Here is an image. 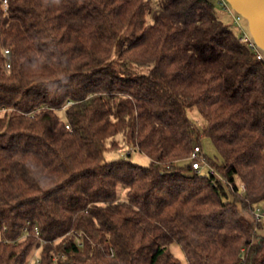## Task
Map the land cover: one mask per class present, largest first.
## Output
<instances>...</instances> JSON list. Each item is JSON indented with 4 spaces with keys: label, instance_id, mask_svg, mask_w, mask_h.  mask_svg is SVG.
I'll return each mask as SVG.
<instances>
[{
    "label": "trees",
    "instance_id": "obj_1",
    "mask_svg": "<svg viewBox=\"0 0 264 264\" xmlns=\"http://www.w3.org/2000/svg\"><path fill=\"white\" fill-rule=\"evenodd\" d=\"M244 37L212 0H0V264H180L173 243L264 264V59ZM124 146L149 164L106 157Z\"/></svg>",
    "mask_w": 264,
    "mask_h": 264
},
{
    "label": "rangeland",
    "instance_id": "obj_2",
    "mask_svg": "<svg viewBox=\"0 0 264 264\" xmlns=\"http://www.w3.org/2000/svg\"><path fill=\"white\" fill-rule=\"evenodd\" d=\"M212 1L215 3L220 17L225 22L235 24V19L234 17L231 18V14L235 17L239 16L240 18L238 21L239 25L240 26L242 25L243 28L249 33L254 32L255 31L254 25H256L259 20L264 18V0H212ZM221 1H224L227 7H224L221 4ZM239 25L238 28L240 29L241 32H243V29H241ZM249 38L251 37L249 36ZM189 116L199 125L203 124L204 119L201 117L197 109H193L189 111ZM120 138H122L121 135H119V139ZM201 146L203 149V154H206L208 157L210 158L220 157L218 150L216 149L210 138L203 137L201 139ZM106 157L108 159L118 158V157H129L132 161L142 166H145L150 162L148 156H146L144 153L134 148L126 147V146L120 148L119 150L107 151ZM207 170H209V166L205 163L204 171ZM120 197L121 198L124 197V190H121ZM259 207L261 209H264V205H260ZM262 222H263V227L260 229V233L264 235V215L262 216ZM171 251L180 260V264H188L185 254L179 244L173 243L171 245Z\"/></svg>",
    "mask_w": 264,
    "mask_h": 264
},
{
    "label": "crops",
    "instance_id": "obj_3",
    "mask_svg": "<svg viewBox=\"0 0 264 264\" xmlns=\"http://www.w3.org/2000/svg\"><path fill=\"white\" fill-rule=\"evenodd\" d=\"M235 16H233L231 14V18ZM239 17V16H238ZM238 27L239 23H235ZM239 27L241 29H243V33L247 36V38L249 39L250 42H252L255 45V50L262 56V58L264 59V18L259 20L257 22L256 25H254L255 27V31L252 33L247 32L243 26L239 25ZM249 36L251 38H249Z\"/></svg>",
    "mask_w": 264,
    "mask_h": 264
},
{
    "label": "built area",
    "instance_id": "obj_4",
    "mask_svg": "<svg viewBox=\"0 0 264 264\" xmlns=\"http://www.w3.org/2000/svg\"><path fill=\"white\" fill-rule=\"evenodd\" d=\"M221 4L224 7H227L226 6V3L224 1H221ZM234 19H235V23L238 24V21H239L240 18L239 17H235ZM244 36H245L244 39L249 40L245 34H244ZM251 46L253 48H255V45L252 42H251ZM6 52H8V50H6ZM258 57L261 58L262 56L258 53ZM3 111H4V109L1 108L0 109V113L3 112ZM67 127H69V125H67ZM191 156L194 159L193 164H192L193 168H195V169H201L204 166V164L202 163V159H201L202 158V149H201V147L199 145H196L194 147ZM198 158H200L201 160L198 159ZM241 187L244 188V185H242ZM256 213H257L258 217H261L262 214H263V210H261V208H257ZM36 234H38L37 229H36Z\"/></svg>",
    "mask_w": 264,
    "mask_h": 264
}]
</instances>
